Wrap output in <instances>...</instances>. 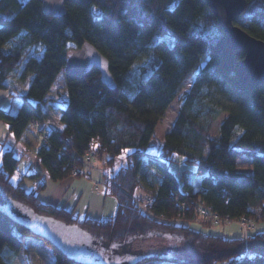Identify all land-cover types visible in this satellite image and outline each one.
<instances>
[{
    "label": "trees",
    "instance_id": "16d2710c",
    "mask_svg": "<svg viewBox=\"0 0 264 264\" xmlns=\"http://www.w3.org/2000/svg\"><path fill=\"white\" fill-rule=\"evenodd\" d=\"M64 4V15L53 17L44 12L43 0H0V89H9L19 100L15 112L0 107V120L8 123L15 137H22L32 122L44 119L43 109L53 99L48 93L63 72L67 92L60 107L63 128L47 130L36 156L48 177L59 180L74 167L81 168L79 156L86 152L100 158L107 154L112 163L124 148H132L127 163L107 182L117 211L104 220H80L64 205L41 201L36 191L46 182L40 172L30 174L35 185L29 191L11 182L19 161L12 149L0 148L1 191L38 217L76 225L96 240L167 234L188 240L197 254L195 258L151 254L131 264H264V251L249 255L243 246L244 239L264 240V231L229 239L196 226L200 206L222 219L264 218V82L253 89L240 85L238 68L244 53L225 43L205 1L64 0ZM233 21L264 41V0H246ZM84 41L107 58L113 86L102 81L95 67L81 75L65 74L69 52ZM138 59L143 62L134 72ZM12 76L29 78L25 92L10 86ZM178 95V112L164 133L160 152H148L158 121ZM225 96L233 102L228 110L220 102ZM224 110L218 134L210 137ZM176 155L195 164L193 170L183 169L179 179L169 171ZM243 155L250 160L251 174L236 168ZM143 164L160 173L156 189L146 184ZM32 233L51 244L52 264H90L67 255L49 236L1 204L0 264H10L3 255L5 246L18 251Z\"/></svg>",
    "mask_w": 264,
    "mask_h": 264
},
{
    "label": "rangeland",
    "instance_id": "374dc122",
    "mask_svg": "<svg viewBox=\"0 0 264 264\" xmlns=\"http://www.w3.org/2000/svg\"><path fill=\"white\" fill-rule=\"evenodd\" d=\"M143 62V59H138L132 65V70L137 72L139 65ZM11 87L15 86L18 92L23 93L27 90L29 84V78L21 79V77L12 76L9 80ZM190 82L183 88V91L187 90ZM10 92L9 89H0V93ZM53 97L51 100V105L43 109L44 119L46 122L35 121L30 124L24 135L20 138L14 136V133L9 130L8 123L4 120H0V148L1 151L5 149H12L14 155L19 158L18 165L14 172L11 174L10 180L13 183L19 182L27 191L34 188V179L30 177V174L40 171L45 173V167L40 163L36 156L37 146L43 144L45 139L42 138L41 133H45L51 125L60 124V107L64 105L63 100L67 99L66 85L64 73L60 72L54 81L50 92L48 93ZM19 101L18 98L8 94H4V100L0 98V107L11 110L15 112L18 107H15V102ZM221 104L228 110L233 105L230 97H223L220 99ZM180 105L179 95L174 98L172 103L166 108L164 115L158 121L156 128L154 130L153 136L150 138L147 151L151 153H159L162 146L164 133L171 127ZM227 110L222 111V113L217 117L212 128L210 129L209 136L213 137L218 134L219 124L227 114ZM43 119V120H44ZM35 123V125H34ZM7 126V127H5ZM237 147L236 145H233ZM133 150L130 147H126ZM131 152V151H130ZM123 153V150L113 157V162L108 163L107 154H103L102 158L99 156L92 159V162L99 165L100 169L93 172L91 177L86 175H80L79 178L85 179L91 183V187L94 186V182H98V186L103 182L104 171L106 174H112L120 166L127 163V155L130 153ZM182 156H175V160L169 162V171H171L177 179L180 178L183 169H195V164L189 163L183 159ZM145 163V160L143 161ZM38 166L40 169H36ZM84 167V166H83ZM236 168L239 171H244L247 173H252L250 160L241 156L237 160ZM142 175H144V180L146 184H150L154 189L158 187L160 181V173L153 166H146L143 164L141 166ZM43 174L42 179L46 181V187L44 189L38 190L37 195L41 201L46 203L65 205V207L72 209L75 208L74 213L81 220L86 217L84 211L86 208L85 203L80 202L77 204V187L70 188L66 187L65 183L70 182V177H76L71 171L70 175L61 178L59 180H51L47 175ZM16 176L17 179L13 180L12 177ZM78 178V179H79ZM100 179V180H99ZM199 184V178L196 181V187ZM83 198L88 197L93 198L92 188L86 189L83 187ZM138 196L143 197L141 193H137ZM104 200V215L102 220L108 218L109 216L115 215L117 211V200L114 195L110 193L103 194ZM80 197V196H79ZM85 201V200H84ZM10 203L6 195L0 189V204L8 210L7 204ZM10 210L12 214L20 219L21 221H26L27 218H35L43 223L58 225L64 227L60 222L52 220L51 218L38 217L32 210L20 203H12L10 205ZM74 210V209H72ZM196 226L212 235L223 236L225 238H245V234L242 231L240 225L236 220H226L222 219L219 224H213L210 221L204 220L199 214H197ZM209 222V224L203 225L202 222ZM27 222V221H26ZM255 222L254 232H263L264 218ZM32 228L37 231L38 226L31 224ZM73 232L77 241V245L71 248L67 245L54 240L51 236L50 238L61 246L63 251L78 260L90 263V264H131L137 259L148 256L151 254H170L177 255L180 257L195 258L197 257L196 251L194 250L192 244L186 240L179 237L167 235V234H155L150 233L141 236L129 237L124 241H113L105 242L92 238L86 231L78 228L74 225ZM116 247H113V245ZM243 246L246 253L252 255L255 251H264V240H247L244 239ZM4 257L10 262V264H52L53 252L52 246L48 243L45 238L38 234H28L24 237L23 245L18 251H10V249L5 246L3 249ZM214 264H229L227 261H220Z\"/></svg>",
    "mask_w": 264,
    "mask_h": 264
},
{
    "label": "water",
    "instance_id": "95a60500",
    "mask_svg": "<svg viewBox=\"0 0 264 264\" xmlns=\"http://www.w3.org/2000/svg\"><path fill=\"white\" fill-rule=\"evenodd\" d=\"M204 1L215 15L217 25L223 32L225 43L231 49H237L244 53V58L238 68L240 85L246 89L257 87L264 82V41L251 36L233 21L243 11L246 0ZM43 10L53 17H61L66 11L64 0H60V6L56 5L55 0H51V2L43 0ZM92 67L98 70L102 81L107 86L114 85L107 58L88 41H84L68 56L64 72L65 74L81 75ZM11 204L12 202L7 204L9 212H11ZM26 221L29 225H37V232L51 236L64 245L71 248L77 245L73 228L70 226L60 227L46 224L35 218H27Z\"/></svg>",
    "mask_w": 264,
    "mask_h": 264
},
{
    "label": "crops",
    "instance_id": "0c3cea01",
    "mask_svg": "<svg viewBox=\"0 0 264 264\" xmlns=\"http://www.w3.org/2000/svg\"><path fill=\"white\" fill-rule=\"evenodd\" d=\"M4 94L6 96H8L9 91H7L6 93H0V98L2 100H4ZM14 98H16V97H14ZM18 105H19V101H16L15 102V107H18ZM41 122H46V120L44 119ZM34 125H35V123H34ZM60 125H62V124L60 123V124H57V125H51L50 128H52V127L60 128ZM36 169L38 170L40 168L38 166H36ZM97 169H100L99 165L94 163V162H92V160H91L90 163H83L81 168H79V171H80V175L83 174V175H86L88 177H91L93 172L96 171ZM37 172H40L42 175L46 173V172L42 173L41 170L37 171ZM102 172H103L102 174H104L103 175L104 184L100 183V186H98V182H94V186L91 187V183L89 181H86L85 179L79 178L80 175H78L76 177L71 176L70 177V182H66L65 183L66 187H70V188H73V189L75 187H77L78 195H77V198H76L77 199L76 200L77 201L76 205H78V203H80V202L85 203L86 208H85V210H83L84 211V215H86L85 218L102 219V217L104 215L103 212H104V200H105V198H104L103 194H105V193L107 194L108 193L107 182H109V177H110L111 174H108V173L106 174L104 171H102ZM44 181H45V179H44ZM96 183H97V186H96ZM83 187H85L86 189H90L91 191H92V188L95 189V192L92 191L93 198H91V199H89L88 197H86L85 199L83 198V190H82ZM76 207L77 206H75V208H72V209H74L73 213H74ZM74 215H76V214L74 213ZM109 217H111V216H109Z\"/></svg>",
    "mask_w": 264,
    "mask_h": 264
},
{
    "label": "built area",
    "instance_id": "2783aa9c",
    "mask_svg": "<svg viewBox=\"0 0 264 264\" xmlns=\"http://www.w3.org/2000/svg\"><path fill=\"white\" fill-rule=\"evenodd\" d=\"M41 136H42L43 139H45L47 137V134L44 133ZM65 140L67 141L68 138H65ZM93 158H94V155L92 153H90V152H86L83 155L79 156V159L81 160V163H90ZM72 173L74 175L79 174V168L78 167H74L73 170H72ZM96 186H97V183H96ZM198 214L204 220L210 221V222H212L213 224H216V225L219 224V222L222 220V218L217 213H212L205 206H200L198 208ZM226 220L229 221V220H232V219L226 218ZM236 221L238 222V224L240 225L242 231L244 232L245 237H247L255 229V222L250 217H240V218L236 219Z\"/></svg>",
    "mask_w": 264,
    "mask_h": 264
},
{
    "label": "snow or ice",
    "instance_id": "6c2138e0",
    "mask_svg": "<svg viewBox=\"0 0 264 264\" xmlns=\"http://www.w3.org/2000/svg\"><path fill=\"white\" fill-rule=\"evenodd\" d=\"M50 2H51V0H50ZM55 3H56L57 6H60V0H55ZM92 11L93 12H96L97 11V9H96L95 6L92 8ZM69 55H71V52H69ZM5 127H7V126H5ZM60 127L63 128V125H60ZM240 131H243V130L242 129L241 130H238L237 133H236V135H239L240 134ZM95 147H97V146L96 145H93V148H95ZM130 151H132V150L129 149V148H124L123 149V153H128ZM181 159H183V158L181 157ZM12 179L13 180H16L17 177L16 176H13ZM262 227H264V225H262ZM113 247H116V245L114 244Z\"/></svg>",
    "mask_w": 264,
    "mask_h": 264
}]
</instances>
